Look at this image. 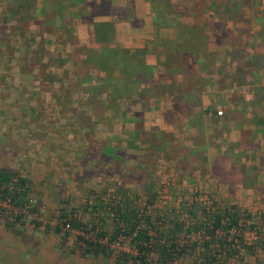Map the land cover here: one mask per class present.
Segmentation results:
<instances>
[{
  "label": "rangeland",
  "instance_id": "obj_1",
  "mask_svg": "<svg viewBox=\"0 0 264 264\" xmlns=\"http://www.w3.org/2000/svg\"><path fill=\"white\" fill-rule=\"evenodd\" d=\"M170 1L177 6L192 4L190 0ZM249 6L251 8L245 12L250 16L264 9V0H250ZM3 12L0 5V19ZM190 20L183 18L186 23ZM26 23L2 25L6 28L0 35L7 44L6 48H0V168L17 171L31 181L33 199H39L41 213L26 216L23 227L17 226L19 234L5 227L4 216L0 218V264H115L116 261L141 264L128 259L137 252L127 239L112 243H108V238L101 241L107 247L108 255H84V246L77 239L78 235L98 239L101 231L110 234L115 221L110 208L122 196L128 197L130 209L137 208L141 213L151 215L159 231H167L175 223L183 225L178 234V245L187 248V252L174 255L173 261L167 264H206L205 254L219 260L220 254L227 257V253L231 254L227 257L228 264H264V247L259 244L264 234V169H252L246 174L243 168H225L220 160L211 159L208 165L203 159L193 161L195 154L174 150L161 153L155 150V144L146 142V137H142L140 145L124 147L118 127L110 121L105 122L110 134L107 139L109 145L118 150L119 161L103 164L93 158L88 152L89 144L84 143L89 130L84 132L71 121L72 115L85 118L87 114L65 108L71 105L80 108L84 94L80 98L75 92L82 90L84 93L89 88V85H74L69 75L71 56L78 57L81 47L75 46L76 38L62 44L48 32H40L41 26L31 25L25 36L27 43L30 42L27 53L31 60L25 66H31V78H23L16 74V59L7 58L13 54L20 58L19 65L23 64L22 50L17 46ZM16 25L21 30H13ZM236 27L240 32L247 29L241 23ZM83 58L79 74L85 81L90 80L87 68L92 67L85 62V56ZM78 59L80 61V57ZM46 62L49 68L45 67ZM55 63L63 69L61 77L66 85L62 87H66L69 94L62 100L56 93V89H62L58 88L60 78L52 72H56V65L52 66ZM93 77L104 79L96 70H93ZM55 83L57 88H53ZM115 103L117 106V101ZM56 104H62V119L53 110ZM34 106L45 107L43 114L39 110L33 111ZM39 115L45 119L41 120ZM105 137L106 130L102 127L94 129L92 138L104 141ZM122 151L123 157L120 156ZM248 186L255 189H248ZM229 207L243 215L240 229L231 232L235 238L232 240L229 236L225 240L222 231L208 237L204 213L210 215ZM71 211L75 213L69 215L83 225L82 230L67 229L61 224L64 222L61 215ZM246 214L250 215V220L246 221ZM55 227H60L62 232L56 234ZM151 235L156 245V236L152 232ZM219 239L232 244L229 252L220 250ZM206 245L210 252L206 251ZM243 246L250 249L243 250ZM233 249L239 252L233 253ZM144 264H164L158 259L155 247L151 248Z\"/></svg>",
  "mask_w": 264,
  "mask_h": 264
},
{
  "label": "crops",
  "instance_id": "obj_2",
  "mask_svg": "<svg viewBox=\"0 0 264 264\" xmlns=\"http://www.w3.org/2000/svg\"><path fill=\"white\" fill-rule=\"evenodd\" d=\"M110 1L114 7L124 10L130 2ZM78 8L71 9L74 17L70 25L77 41L75 46L82 50L79 62L83 64V49H88L90 39L94 38V23H108L112 27L110 40L104 42L102 47L124 50L129 59L126 64L129 66L123 69L128 76L121 78L125 80L121 82L125 85L122 88L124 94L118 98L117 106L111 105V99L107 98L108 91L96 89L99 83L93 77L94 69L87 68V77L90 80L84 81L76 74L75 62L70 59V78L77 86L89 85L84 93L82 90L75 92L76 95L80 94V98L84 94L81 98L84 103L80 104V108L76 109L75 105L65 106L68 111H82L87 114L85 118L79 114L72 115L71 120L84 132L89 130L88 139L84 143H88L89 139L93 140L94 129L100 127L106 130V139L103 142H109L108 123L98 122L97 108L89 103L91 97L96 101L101 97L105 102L99 108L102 111L106 109L107 114L111 110L114 112V119L109 121L118 127L119 138L124 147L127 144L129 147L132 144L140 145L142 137H146V142L155 144V150L161 153L174 150L195 154L193 161L203 159L208 165L211 159L215 162L220 160L225 168H243L246 174L252 169H264V36L255 39L243 36L245 40L241 38L237 42V37H240V29L236 27L238 23L228 24L233 43L211 46L219 60L214 70L208 73L170 47V42L175 41L176 30L156 27L155 15L147 0H132L130 11L126 10L122 16H89L88 20L77 16ZM253 15L256 14H247L250 21ZM262 15L264 9L257 17ZM247 28L252 31L249 34H253L260 32L262 27L251 22ZM163 40L169 41L163 45L160 43ZM241 46H245L246 54L243 57L238 52ZM11 59L18 60L15 56ZM140 65L150 70L145 69L142 73ZM52 66L56 68V72H52L60 78L58 88L65 86L60 64L55 63ZM16 69V74H21L23 78L30 77V71L21 70L18 66ZM101 73L105 78V72ZM56 83L53 88H57ZM64 86L62 89L67 90ZM59 92L56 89V93ZM107 101L110 106H107ZM32 108L33 111L39 110L43 114L42 108L45 107ZM53 110L62 119V104H56ZM217 112H222V115L218 116ZM39 118L45 119L43 115H39ZM198 152L202 154L198 155ZM247 188L255 189L249 186Z\"/></svg>",
  "mask_w": 264,
  "mask_h": 264
},
{
  "label": "trees",
  "instance_id": "obj_3",
  "mask_svg": "<svg viewBox=\"0 0 264 264\" xmlns=\"http://www.w3.org/2000/svg\"><path fill=\"white\" fill-rule=\"evenodd\" d=\"M129 1V0H128ZM131 1L127 3V8L114 7L110 0H92L88 2L86 0H0V5L2 6L3 18L0 19V35L5 32V28L9 23H26L25 32L20 34V44L17 46L18 50H22L23 64L19 65V57L17 61V66L21 70L30 71V67L25 66V64H30V59L28 58L27 51L30 50L29 43L26 41V37L29 34L30 26L35 23L41 26L43 29H39L40 32H48L52 37L60 39V42L65 44L71 43L75 40L72 34L70 22L74 17V13L71 11L72 8H78L79 17L88 20L87 18L104 16L108 14L120 15L127 11H130ZM152 8L155 15V25L157 28H174L176 30L175 41L170 42V47L179 54H182L190 59L194 65H199L201 69L210 73L214 70L216 62L219 60L216 54L212 51L211 46H219L225 44H232L234 39H232V31L229 29L228 24L235 25L236 23H241L244 26L249 27L251 22L254 24H260L261 31L254 32L252 36L247 30L240 32V37H237V42L241 40L243 36L247 38H261L264 36V15L257 17L259 12H254L252 21L245 12L247 9L251 8L249 6L250 0H190L192 4L189 5L179 4L177 6L173 5L170 0H147ZM254 1V0H252ZM254 4V3H253ZM252 5V3H251ZM177 6V10L175 9ZM172 7V10L169 8ZM183 18L191 19L190 22L186 23ZM15 31L21 30L19 27L13 29ZM94 40L91 38L88 49H83V54L85 53V62L91 64L92 69L98 72H105V78L96 80L100 85L96 87L103 91L104 89L108 91L107 98L111 99V105H115V101L121 98L124 94L123 87L125 80L121 79L123 77L127 78L128 73H125V67L129 63L128 53L124 50L118 48H104L102 47L104 42L110 40V35L112 34V27L108 23H94ZM0 36V48L7 47V44L1 40ZM166 41L163 40L160 43L165 45ZM232 42V43H231ZM236 42V41H235ZM4 44V45H2ZM22 47V48H21ZM82 51V50H81ZM1 52V51H0ZM240 56H245V46L240 47ZM13 54L7 58H12ZM27 56V57H26ZM133 56V55H131ZM72 60L75 62L76 74H79L81 63L79 62V56H71ZM199 59H201L199 61ZM126 61V62H125ZM249 62V61H248ZM51 65V64H50ZM54 65V64H52ZM49 65H45L47 68ZM193 66V65H192ZM247 66V65H246ZM33 67V66H32ZM244 67V66H242ZM45 68V69H46ZM241 68V66H240ZM124 69V70H123ZM129 69V68H127ZM149 69L144 65H140V70L145 71ZM47 70V69H46ZM46 72V71H45ZM70 75V73H69ZM127 75V76H126ZM44 76V73L41 75ZM81 76V75H80ZM73 82V81H72ZM136 83V82H135ZM72 84V83H70ZM74 85H76L73 82ZM70 87V85H69ZM68 90L65 88L60 89L59 98L62 100L64 97L69 96ZM105 101H96L93 97L90 98L89 103L96 106L97 114L96 119L98 122L105 123L106 121H112L113 111H102L101 107ZM107 101V106H110ZM112 107H110L111 109ZM112 123V122H111ZM88 152L93 158L99 159L103 164H111V162L119 161L117 151L114 147L109 145L107 142L92 140L88 141ZM124 152L120 153L123 157ZM125 195V194H124ZM148 203H151L150 198H148ZM41 203L39 199H33V189L31 181L20 175L17 171L8 168H0V218L4 216L5 227L8 228L15 234H19V229L17 226L23 227L24 219L26 216L40 215L41 213ZM112 212V217L114 218V226L112 232L109 234L107 232L100 233L98 239H85L78 235L77 239L83 244L84 255H108L107 247L102 245L100 242L106 240L108 243L118 242L119 240H129L136 250V256H129V260L140 261L141 264L146 263L148 253H150L151 248H156L158 252V259L167 264L172 262L174 255L181 256L183 253L187 252V248H180L178 245V234L182 231L183 225L181 223H175L167 231H159V227L155 225L154 220L151 215L143 212L141 210L134 208L130 209L128 197L122 196L116 203L110 208ZM72 213H66L61 215V224L67 229L71 230H82V224L71 218ZM71 214V215H69ZM206 222L204 229L208 234V237H213L219 231L225 234V240L232 236V240L235 238L231 234L233 231L240 229L239 223L242 221V216L238 211L229 207L217 211L212 214H205ZM244 218L250 220V215H244ZM36 224V223H35ZM252 228H254L252 226ZM102 230V229H101ZM54 232L60 234L62 229L60 227H55ZM89 231H86V233ZM151 232L156 236V245L153 243V238ZM189 232V230L187 231ZM66 235V234H65ZM243 237V236H242ZM225 240L219 239L220 250L223 253L228 251V248L232 244L226 242ZM238 240L242 242L241 237ZM260 241V245L264 247V234ZM228 246V247H226ZM243 250H249V246H243ZM206 251L210 252L209 245H206ZM229 252V251H228ZM239 251L233 249V253H238ZM231 254L227 253L229 258ZM219 255L221 259H216L215 257H209L205 254L204 259L206 264H228V258ZM115 264H121L120 261H116Z\"/></svg>",
  "mask_w": 264,
  "mask_h": 264
},
{
  "label": "built area",
  "instance_id": "obj_4",
  "mask_svg": "<svg viewBox=\"0 0 264 264\" xmlns=\"http://www.w3.org/2000/svg\"><path fill=\"white\" fill-rule=\"evenodd\" d=\"M217 115H218V116H221V115H222V112H217Z\"/></svg>",
  "mask_w": 264,
  "mask_h": 264
}]
</instances>
